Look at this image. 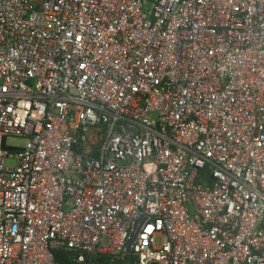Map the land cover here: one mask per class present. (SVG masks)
<instances>
[{
    "label": "built area",
    "instance_id": "built-area-1",
    "mask_svg": "<svg viewBox=\"0 0 264 264\" xmlns=\"http://www.w3.org/2000/svg\"><path fill=\"white\" fill-rule=\"evenodd\" d=\"M58 249L264 264V0H0V264Z\"/></svg>",
    "mask_w": 264,
    "mask_h": 264
},
{
    "label": "trees",
    "instance_id": "trees-1",
    "mask_svg": "<svg viewBox=\"0 0 264 264\" xmlns=\"http://www.w3.org/2000/svg\"><path fill=\"white\" fill-rule=\"evenodd\" d=\"M55 256L58 264H68L69 252L64 249L55 250ZM104 261V260H103Z\"/></svg>",
    "mask_w": 264,
    "mask_h": 264
},
{
    "label": "rangeland",
    "instance_id": "rangeland-1",
    "mask_svg": "<svg viewBox=\"0 0 264 264\" xmlns=\"http://www.w3.org/2000/svg\"><path fill=\"white\" fill-rule=\"evenodd\" d=\"M6 143L8 145H16L21 146L24 143V138L14 135H9L8 138H6ZM12 162V161H10ZM159 240V238H158Z\"/></svg>",
    "mask_w": 264,
    "mask_h": 264
},
{
    "label": "water",
    "instance_id": "water-1",
    "mask_svg": "<svg viewBox=\"0 0 264 264\" xmlns=\"http://www.w3.org/2000/svg\"><path fill=\"white\" fill-rule=\"evenodd\" d=\"M4 141H5V137L2 139V146H3L4 148H9L8 146H5V145H4Z\"/></svg>",
    "mask_w": 264,
    "mask_h": 264
}]
</instances>
